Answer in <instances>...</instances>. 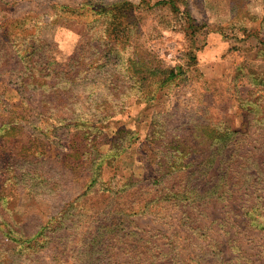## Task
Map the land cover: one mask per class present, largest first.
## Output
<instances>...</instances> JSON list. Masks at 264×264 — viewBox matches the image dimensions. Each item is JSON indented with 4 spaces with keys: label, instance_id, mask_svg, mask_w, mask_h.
<instances>
[{
    "label": "rangeland",
    "instance_id": "obj_1",
    "mask_svg": "<svg viewBox=\"0 0 264 264\" xmlns=\"http://www.w3.org/2000/svg\"><path fill=\"white\" fill-rule=\"evenodd\" d=\"M163 1L0 0V264H264L244 215L264 196V0ZM138 57L179 76L140 91ZM218 123L238 151L202 179L227 177L231 197L159 200L184 181L156 182L171 141L189 158L192 131Z\"/></svg>",
    "mask_w": 264,
    "mask_h": 264
},
{
    "label": "trees",
    "instance_id": "obj_2",
    "mask_svg": "<svg viewBox=\"0 0 264 264\" xmlns=\"http://www.w3.org/2000/svg\"><path fill=\"white\" fill-rule=\"evenodd\" d=\"M161 3H169L174 9L178 10L176 0H164ZM17 52L21 56V58L26 61V53L20 48H17ZM104 57L108 59L109 54H105ZM193 58L195 59V56ZM131 61L132 63L129 71L134 72L135 74H144L140 91L144 89V80L148 77H155L158 83L164 84L165 82L175 79L179 76L175 69L159 66L157 64L149 65V63L146 62V59L140 57L135 58ZM86 65H89L90 67L91 65H94L96 67H104L107 65V62H104V64H98L97 59H93L92 56H90V59ZM26 71L28 72L29 69L26 68ZM41 72L42 71H38L37 73H33L32 71L28 72L30 74V78L33 77V79H35V81L33 82V88L41 92L56 91L58 95L69 94L64 93L65 91L54 90L51 83L46 80H39L40 77L38 75ZM250 78L255 79L253 83H255L256 85L264 84V72L258 73L250 71ZM66 98H64V107L68 109L70 108L71 103H69L68 99ZM240 101L242 107L248 110L254 109V106L256 105V101L251 98H240ZM120 104L121 102H118L117 107H119ZM250 111L252 112V110ZM115 112L116 110H114V112L110 111L109 113L103 115H98L97 113H95L93 114V121L95 123H99L113 116ZM95 118L96 120H94ZM219 124L220 123L214 126L198 125L196 127L197 130L192 131L195 139L199 140V144H197L196 146H192L191 151H189V153L191 154L189 158H187L188 152L186 149L182 150L180 147H177L173 144L175 143V140L171 141V147L173 148V152L171 154L172 158L168 160L169 162L167 164V167H164L162 163L160 164V174L156 182H159L160 178L164 176L178 173L184 174V181L177 187L167 189V193L160 196L158 198L159 200H166V202L175 201L177 203H196L211 199L226 200L228 193L229 197H231L233 192L231 191V188L229 191L227 190V177L225 178V176H218L217 180L215 181L214 178L209 181H203L202 179V177L207 175L209 171L215 166L219 157H227V155L229 154L228 150L232 148L233 145H235V148L238 151L237 146L239 142L236 136L240 131L225 126L222 127ZM120 131H122V129H120ZM176 137L177 141H180V137L178 135ZM113 147L114 143L111 142L110 149L112 150ZM71 150L73 151V148H71ZM78 153L79 152H77V154ZM241 156H243V154ZM100 157L104 158L105 156L101 155ZM253 161L254 162L252 163H254L256 167H258V162H256L255 160ZM99 171L100 170L97 171V175H99ZM198 171H201L199 177L193 178ZM95 182L96 178H92L91 185H93ZM256 199V202L251 207L248 206L244 210V215L246 217L248 226H250L254 230L264 231V196L258 195ZM107 229H109V232L106 233ZM116 229L117 226H115L114 228L113 225L104 227L106 235L111 232L115 233Z\"/></svg>",
    "mask_w": 264,
    "mask_h": 264
}]
</instances>
